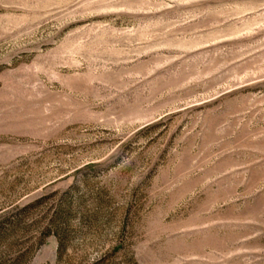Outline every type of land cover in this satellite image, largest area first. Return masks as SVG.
I'll use <instances>...</instances> for the list:
<instances>
[{
    "label": "rangeland",
    "instance_id": "rangeland-1",
    "mask_svg": "<svg viewBox=\"0 0 264 264\" xmlns=\"http://www.w3.org/2000/svg\"><path fill=\"white\" fill-rule=\"evenodd\" d=\"M0 264H264V0H0Z\"/></svg>",
    "mask_w": 264,
    "mask_h": 264
}]
</instances>
